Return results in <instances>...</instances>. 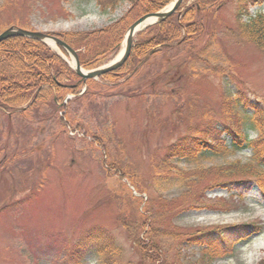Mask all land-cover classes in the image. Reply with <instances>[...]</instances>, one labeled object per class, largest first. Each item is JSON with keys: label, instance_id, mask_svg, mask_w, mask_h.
I'll return each mask as SVG.
<instances>
[{"label": "rangeland", "instance_id": "374dc122", "mask_svg": "<svg viewBox=\"0 0 264 264\" xmlns=\"http://www.w3.org/2000/svg\"><path fill=\"white\" fill-rule=\"evenodd\" d=\"M5 1L0 0V32L11 25L47 32L91 30L114 22L130 6L125 1L103 12L93 0H13V7H5ZM224 1L201 19L192 50V45L160 50L148 64H137V73L124 77L122 85L93 80L87 93L64 104L67 108L58 103L30 113H0V264H114L100 251L110 243L117 247L115 264H138L140 251L130 237H146L147 220L159 217L160 233L177 232L158 239L162 260L182 251L184 264L197 262L200 247L189 239L211 228L239 242L231 256L214 264L264 259V196L256 184L238 208L220 211L211 206L188 210L179 199L181 187L153 181L154 166L185 135L224 138L229 145L226 128H238L249 139L258 135L249 122L252 107L229 108L235 97H243L264 109V54L228 34L237 27L236 3ZM29 3L33 10L27 9ZM260 7L253 6L251 13ZM194 52L201 58L194 59ZM251 158V149L244 148L194 164L180 160L178 166L194 175ZM237 186L210 187L205 196L237 200L243 192ZM253 219L260 230L245 226Z\"/></svg>", "mask_w": 264, "mask_h": 264}, {"label": "trees", "instance_id": "16d2710c", "mask_svg": "<svg viewBox=\"0 0 264 264\" xmlns=\"http://www.w3.org/2000/svg\"><path fill=\"white\" fill-rule=\"evenodd\" d=\"M28 1V0H26ZM89 1V0H88ZM102 11L115 10L125 0H93ZM130 9L117 21L101 28L89 31H55L52 34L65 40L72 48L78 50L80 64L86 69H92L101 64L111 54L116 53L129 26L144 14L156 12L164 8L172 0H130ZM224 0H196L188 6L181 16L180 22L177 15L171 16L166 21L153 25L138 34L133 44L131 55L123 66L117 70L107 73L102 79L117 82L131 73L137 64L144 62L148 64L155 56L149 55L150 50L156 45H166V49L174 47H188L198 40L202 31V18L206 11ZM13 0L5 1V7H13ZM237 27L228 31V34L240 43L255 45L264 54V11L258 10L252 15L250 8L263 5L264 0H235ZM208 6H210L208 8ZM34 8V6H33ZM30 11L32 6H27ZM33 10V9H32ZM212 39H216V34ZM160 49V50H166ZM65 52V50L63 49ZM66 53V52H65ZM194 59L201 58L200 53H193ZM79 77L72 67L46 43L22 36H13L0 43V111L17 109L33 100L30 107L25 111L38 110L40 106L55 104L54 97H64L67 93L78 94L81 91L82 83L78 82ZM91 81H89L90 86ZM75 84V85H74ZM90 89V88H89ZM235 97L232 105H243L252 107L253 112L249 113V122L253 128L258 130L254 139H249L238 128H226L227 135L231 138V144L226 139H206L196 134H189L181 137L178 141L167 148L163 159L153 168V181L156 186L168 187L177 185L183 190L181 203L188 204L187 209L205 208L210 206L220 211H230L238 208L243 203L245 194L249 192L253 183L256 184L260 193L264 196V109L257 104L248 103ZM230 100V97L225 98ZM53 101V102H52ZM229 106V103L227 101ZM250 148L252 158L243 163L235 160L225 165L210 167L200 170L194 175L179 169L178 162L185 160L189 163H196L200 158L219 157L234 153L236 150ZM115 166L111 164V167ZM122 176H128L122 173ZM208 182L201 187L202 182ZM238 184L243 192L238 199H209L205 196L206 190L210 187L227 186ZM156 202V200H155ZM173 201L169 202V204ZM217 204V205H216ZM173 203L171 207H178ZM148 218V217H147ZM160 218L147 220L145 227H148L146 237L132 238L135 246L140 251L138 264H184L182 260L187 256L184 252L178 251L175 259L162 260L163 249L158 239L177 233L175 229L160 233L163 228L159 223ZM258 219L247 222L246 227H252L255 231L260 230L257 225ZM127 229L132 233V227L125 223ZM154 227H153V226ZM145 229V228H144ZM143 229V230H144ZM103 236L99 233V238ZM193 244L200 247V257L190 260L187 264H214L222 257L231 256L234 251L236 240L229 239L219 228L204 229L192 239ZM245 242H247L245 240ZM117 248L112 243L100 247V251L107 262H113V250ZM182 252V253H181ZM186 254V253H184ZM259 264H264V259Z\"/></svg>", "mask_w": 264, "mask_h": 264}, {"label": "water", "instance_id": "95a60500", "mask_svg": "<svg viewBox=\"0 0 264 264\" xmlns=\"http://www.w3.org/2000/svg\"><path fill=\"white\" fill-rule=\"evenodd\" d=\"M182 2L183 0H175L172 3V5L168 6L164 10L155 13H148L137 19L128 29L125 38V46L122 53L112 62L88 71L84 70L80 66L77 52L74 49L68 46L61 39L49 33L41 32V31H31L20 27L12 26L6 29L5 31H3L2 33H0V42L13 36H24V37L41 40L43 42L48 43L49 45H51V43H54L55 45H61L73 57L74 59V62L72 64L73 69L79 76L82 77L84 83H86L88 79H97L99 76H102L108 72H111L121 67L130 56L131 48L134 41V36L136 35V33L142 30L143 28H146L150 25L160 23L166 20L173 13H175V11L178 9V7L181 5Z\"/></svg>", "mask_w": 264, "mask_h": 264}, {"label": "bare ground", "instance_id": "6f19581e", "mask_svg": "<svg viewBox=\"0 0 264 264\" xmlns=\"http://www.w3.org/2000/svg\"><path fill=\"white\" fill-rule=\"evenodd\" d=\"M52 46L54 47V49L58 50V47L52 43Z\"/></svg>", "mask_w": 264, "mask_h": 264}, {"label": "flooded vegetation", "instance_id": "af4514ba", "mask_svg": "<svg viewBox=\"0 0 264 264\" xmlns=\"http://www.w3.org/2000/svg\"><path fill=\"white\" fill-rule=\"evenodd\" d=\"M55 98V97H54Z\"/></svg>", "mask_w": 264, "mask_h": 264}]
</instances>
